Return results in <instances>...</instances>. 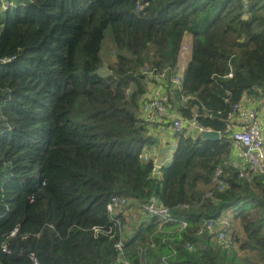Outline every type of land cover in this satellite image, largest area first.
<instances>
[{
    "label": "trees",
    "instance_id": "1",
    "mask_svg": "<svg viewBox=\"0 0 264 264\" xmlns=\"http://www.w3.org/2000/svg\"><path fill=\"white\" fill-rule=\"evenodd\" d=\"M144 69L183 122L158 171ZM244 100L264 108V0H0V264H264V176L229 162ZM113 196L169 219L125 228Z\"/></svg>",
    "mask_w": 264,
    "mask_h": 264
},
{
    "label": "built area",
    "instance_id": "2",
    "mask_svg": "<svg viewBox=\"0 0 264 264\" xmlns=\"http://www.w3.org/2000/svg\"><path fill=\"white\" fill-rule=\"evenodd\" d=\"M185 48H183V51ZM147 69L143 70V73L146 75V79L153 83L152 91L149 92L143 101V110L145 112L146 120L147 121H155L159 111L164 109L165 99L161 97V86L160 83L164 79V74L155 73L154 71H146ZM172 84L177 88L181 89V77L175 76L171 80ZM250 125L246 126L242 129L232 132L230 139L231 142L236 146V149L240 152L244 163L245 168L239 170V176L243 177L246 176L248 172L251 175H263L264 176V147L260 136H258V120L257 116L254 112L249 114ZM182 120L180 119H173L171 121V130L173 133H177L182 128ZM194 124H190L188 126L189 129H192ZM194 130L197 133H201L203 130L196 125L193 126ZM220 171L216 172L218 175ZM127 201L125 199H119L117 197H111L109 204L107 205V210L111 214H115V211L119 207H124ZM142 209L146 215L156 216L161 220H168L169 213L166 208L162 207L156 201H151L142 205ZM208 230L211 229L210 223L207 224L206 227ZM219 239L221 241L226 242L225 236L223 234L219 235ZM227 244V243H226ZM228 243L227 245H229ZM2 251L6 252V249L3 248ZM33 264H37L34 258H31Z\"/></svg>",
    "mask_w": 264,
    "mask_h": 264
},
{
    "label": "crops",
    "instance_id": "3",
    "mask_svg": "<svg viewBox=\"0 0 264 264\" xmlns=\"http://www.w3.org/2000/svg\"><path fill=\"white\" fill-rule=\"evenodd\" d=\"M188 47H189V41H186L185 47H184L185 48L184 52L187 51L186 48H188ZM189 58H190V55H189L188 51L186 53H181V59H180V64H179L180 65V71L178 72L179 74L183 73V71H184V69H185V67L189 61ZM160 92H161L162 99L166 100L169 92L162 87L160 89ZM257 104L253 101H250V100H244L240 104L237 114H235L230 119V129L232 130V132L237 131L239 129H242L246 126H249L250 125L249 114L251 112H254L257 116L258 125H259L258 126V136H260V133L264 129V108H261V110H258ZM176 117H178V116L175 112V109L168 106L167 109H162L159 111V114H158L156 120L154 121L155 125H156L154 127L155 130H153L154 135L156 137L160 136V138H161L160 147L162 145H164V146H166V149L168 151V152H166L164 159H161V158L156 159V165L155 166L158 168L162 165L167 164L171 160L175 142H174V137H173L174 133L172 132L171 128L169 127V124ZM164 138L165 139L168 138V140H164ZM152 155H154V154H152ZM229 162L234 166H238V168H241V169L245 168L244 160H243L240 152L236 149V146L234 144H233V150H232V154L230 156Z\"/></svg>",
    "mask_w": 264,
    "mask_h": 264
},
{
    "label": "rangeland",
    "instance_id": "4",
    "mask_svg": "<svg viewBox=\"0 0 264 264\" xmlns=\"http://www.w3.org/2000/svg\"><path fill=\"white\" fill-rule=\"evenodd\" d=\"M108 37H110L109 33H108ZM109 45H110V42H107L104 45V49H103V53H102L103 56L102 57H103V59L105 61H109L113 57V55H111V53H110L111 52L110 49H107V46H109ZM184 47H185V44H184L183 48ZM186 50L188 51V48H186ZM186 52L182 51V53H186ZM173 137H174V135H173ZM164 140H168V138L167 139L164 138ZM139 208H140L141 211H143L141 205L139 207H135V206L132 205V203H129V201H127V203H126V205L124 207H119L115 211V218L118 217V216H121V219L125 223L124 227L126 228V224L129 223L130 221H133V217L136 215V213L140 212ZM114 223H115V221H114ZM224 223H226V222L224 221ZM225 240H226L227 244L230 243V241H231L230 232H228V231L225 234ZM232 247H234L233 244H232Z\"/></svg>",
    "mask_w": 264,
    "mask_h": 264
},
{
    "label": "water",
    "instance_id": "5",
    "mask_svg": "<svg viewBox=\"0 0 264 264\" xmlns=\"http://www.w3.org/2000/svg\"><path fill=\"white\" fill-rule=\"evenodd\" d=\"M200 136L204 139V140H211V141H218L220 136L217 132L214 131H203L200 133ZM159 168L155 167V171H158Z\"/></svg>",
    "mask_w": 264,
    "mask_h": 264
}]
</instances>
